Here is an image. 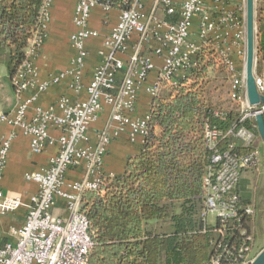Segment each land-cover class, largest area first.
Wrapping results in <instances>:
<instances>
[{
	"label": "built area",
	"instance_id": "2783aa9c",
	"mask_svg": "<svg viewBox=\"0 0 264 264\" xmlns=\"http://www.w3.org/2000/svg\"><path fill=\"white\" fill-rule=\"evenodd\" d=\"M50 5L51 0L43 1L38 31L25 51L26 58L21 66L28 72L32 70V58L39 53L46 37L45 26ZM124 5L126 8L118 11L116 23L108 29L104 39L108 53L94 69L85 89L84 100L68 103L66 99H61L60 114H55L52 109L38 110L27 118L28 105L35 98L32 95L20 100L8 119L29 137L32 152H41L53 142L57 145V152L48 168L27 175L29 180L37 184V190L30 202L25 204L26 213L22 225L12 231L14 241L0 246V264H87L93 242L88 220L79 210L81 194L85 190L99 188L104 156L112 138L125 136L128 141L136 142L147 134L149 113L139 114L137 111L142 89L156 95L161 81L175 85L180 73L191 68V58L201 45L213 42L220 46L230 42L228 35L232 29L234 31L244 27L245 31V0L244 4L237 5L232 0H124ZM97 6L107 14L112 11L108 0H78L73 10L75 31L70 35V42L75 55L71 62V73L73 85L77 89L81 87L85 43L97 35V31L89 24L91 11ZM158 10L162 16L157 14ZM240 17L242 24L239 23ZM238 36H241L239 31L236 38ZM123 54L127 55L125 60L121 58ZM154 57L162 61L158 70L159 77L147 86L149 73L156 69ZM118 73H121V79H117ZM64 76L65 72L58 73L51 79V83L60 81ZM242 77V86L237 85L236 93L231 95L240 105V122L252 117L254 112L247 110L249 105L245 103L246 97L241 100L239 96L242 88L245 91L243 71ZM34 83L32 78L25 76L18 83L14 82L17 97L20 98L27 87ZM256 84L262 90L258 78ZM47 85L40 84L39 90H45ZM104 104L111 107L109 119L97 134L95 145H88V128L98 119ZM50 127L60 131L57 138L50 136ZM252 127L255 128V125ZM231 131L227 134L247 144L252 141V131L243 125L235 133ZM204 136L205 146L212 151V156L203 177L201 217L205 223H210L208 216L211 215L214 222L210 224L214 225L236 218L241 175L258 168L260 153L257 148L244 154L234 153L231 147L220 151L216 147L219 133L207 126ZM12 138L11 134L0 145V180ZM79 165L84 167L82 177L67 182L68 169ZM57 197L66 199L67 214L53 218L52 208ZM22 205L19 197L4 194L0 184V214L12 212ZM244 213L252 215L253 205H246ZM206 231L207 227L204 226L201 232ZM217 232L221 235L222 229H217ZM247 240H251V237L248 236ZM218 247L226 245L220 240ZM249 247L245 243L239 245L237 257L230 264H250L254 256ZM208 264H220V257L213 258Z\"/></svg>",
	"mask_w": 264,
	"mask_h": 264
},
{
	"label": "trees",
	"instance_id": "16d2710c",
	"mask_svg": "<svg viewBox=\"0 0 264 264\" xmlns=\"http://www.w3.org/2000/svg\"><path fill=\"white\" fill-rule=\"evenodd\" d=\"M43 1L0 0V64L13 89L28 42L38 31ZM108 2L116 12L126 8L124 0ZM261 23L257 55L264 61V17ZM217 56L211 42L201 45L188 75L175 85L160 82L168 89L152 97L139 152L128 157L121 174L110 176L103 169L99 188L82 192L79 210L93 242L87 264H208L218 256L220 264H230L242 243L252 256L259 252L251 228L254 213H244L248 200L240 196L236 218L223 223L206 224L201 217L203 177L212 156L205 146L206 126L219 133L220 151L231 147L240 154L254 147L242 146L227 132L243 125L257 133L254 120L240 122V105L224 90L225 82L212 77L220 68ZM220 240L226 247H218Z\"/></svg>",
	"mask_w": 264,
	"mask_h": 264
},
{
	"label": "crops",
	"instance_id": "0c3cea01",
	"mask_svg": "<svg viewBox=\"0 0 264 264\" xmlns=\"http://www.w3.org/2000/svg\"><path fill=\"white\" fill-rule=\"evenodd\" d=\"M77 1L51 0V5L48 8V20L45 26L46 37L39 53L32 58V70L28 72L24 67L20 66L14 80L15 83H18L24 76L29 77L35 81L34 85L28 86L20 98H18L15 88L13 89L6 79V70L3 75L5 76L4 83L2 84L4 89L2 90L0 99L2 98L3 104H5L7 98L11 101L4 105L6 109L3 111L0 120V141L8 138L11 134L13 138L10 142L0 184L4 194L19 197L23 205L12 212L0 214V246L6 242L14 241L12 231L22 225L26 213L25 204L29 203L30 198L36 193L37 184L29 180L27 175L48 168L51 159L57 152L55 142L48 144L41 152H32L29 146V137L22 132L19 126L10 123L8 119L13 115L18 102L32 95L35 98L28 105L26 111L27 118L32 117L38 110L46 111L52 109L55 114H60L59 102L61 99H66L68 103L84 100L86 98L85 89L94 69L102 63L106 53H108L104 39L109 31L108 29L116 23L118 12L112 10L107 14L101 7L97 6L92 9L89 21L90 27L97 31V35L90 37L85 43L86 56L81 74V87L79 89L74 87V78L71 73L73 65L71 62L75 55V49L70 42V35L75 31L72 15ZM147 6H149V3ZM157 14L163 15L160 10L157 11ZM133 40H135V37H133ZM129 53H131V50ZM129 53L126 54L128 55ZM127 55L123 54L121 58L125 60ZM154 62L156 69L149 73L146 82L147 86L152 85L159 77L158 70L162 61L160 58L154 57ZM60 72H65V76L60 81L51 83V79ZM21 73L23 75L20 77ZM188 74V71H183L178 77L184 78ZM116 77L117 79H121V73H118ZM43 83H47L48 85L45 90L40 91L39 85ZM167 89L168 87L163 85L159 89V92H167ZM153 96L142 89L137 106L139 114L149 110ZM224 98H227L226 95ZM244 107L247 108V105H244ZM110 113L111 107L104 104L98 119L91 123L88 128V145H95L97 134L106 125ZM251 131L252 141L250 144L238 139L244 147L257 148L262 158V156L264 157L263 143L259 139L262 144L260 145L254 130ZM49 134L54 139L59 136L60 131L55 127H50ZM139 150L140 145L138 144V140L130 142L125 136L112 138L104 156V174L110 176L121 174L125 169L128 157L138 153ZM83 170V165L69 168L66 173L67 182L79 180L83 175ZM259 174L260 176L262 174L261 165L257 169L242 173L238 184L240 196L254 206L255 212L251 222V228L255 236L254 251H260L264 247V184H261V179H256ZM66 204L67 201L64 197H57L55 199V204L52 208L53 218L63 217L67 214ZM257 236H259L258 241L256 240Z\"/></svg>",
	"mask_w": 264,
	"mask_h": 264
},
{
	"label": "rangeland",
	"instance_id": "374dc122",
	"mask_svg": "<svg viewBox=\"0 0 264 264\" xmlns=\"http://www.w3.org/2000/svg\"><path fill=\"white\" fill-rule=\"evenodd\" d=\"M232 1L236 5L241 4V3L244 4V0H232ZM263 17H264V0H254L255 60H254V70L253 71H254L255 78H258L261 81L262 90H260V91L262 93H264V61H261L257 55V52H258L257 51V41H258L257 35L259 32V27L262 24L261 22H262ZM238 19H239V23L242 24V18L240 17ZM238 31H239V35H241V36L240 37L238 36V38H236V33H238ZM228 36H230L229 37L230 42H228L226 44H222V45L218 46V45L213 44V42H211L213 49L215 50V52L219 56V57L217 56L218 58L216 57V61L220 67L219 70L211 71V75H213L212 77L217 76V78L220 79L219 83L225 82L224 90L226 89V91L232 95V93L233 94L236 93L237 85H240V87H241L243 84L242 71H243V66H244V55H245V31H244V27H242V28L239 27V28H237V30H234V31L232 29L229 32ZM233 40H234V42H232ZM28 45H29V42H28ZM220 62L222 64H224L226 67L223 66ZM231 64H233V67H231ZM5 70L6 69H5L4 63H1L0 64V96H2V90L4 89L2 87V84L4 83L3 80H4L5 76H3V75L5 74ZM239 96L241 97V100H244L245 91L243 88L239 91ZM1 99H0V120H1L2 115H3L2 114L3 111L6 109L4 105L11 101L7 98V100L5 101V104H3ZM235 100L238 101L237 99H235ZM245 103H247V102H245ZM259 108H260V106H249L247 108V110L251 111V113H252V111H256ZM250 119L254 120V117L252 116V117H250ZM255 128H256V126H255ZM255 135L258 137V141H259L260 138H259L258 134L255 133ZM259 143H260V145H262L260 141H259ZM263 145H262V147L264 148ZM260 165L262 167V174H261V176H260V174H259V176L257 175L258 178H256V179H261V184L263 185L264 184V157L263 156H262V158L260 156ZM260 165H259V167H260ZM259 187H261V186H259ZM208 221L210 223L214 222L213 217L211 215L208 216ZM258 239H259V236H257L256 240L258 241Z\"/></svg>",
	"mask_w": 264,
	"mask_h": 264
},
{
	"label": "water",
	"instance_id": "95a60500",
	"mask_svg": "<svg viewBox=\"0 0 264 264\" xmlns=\"http://www.w3.org/2000/svg\"><path fill=\"white\" fill-rule=\"evenodd\" d=\"M255 60V28H254V0H245V61L244 83L245 97L249 106H260L252 113L256 131L264 144V93L256 84L254 75ZM250 264H264V247L254 256Z\"/></svg>",
	"mask_w": 264,
	"mask_h": 264
},
{
	"label": "bare ground",
	"instance_id": "6f19581e",
	"mask_svg": "<svg viewBox=\"0 0 264 264\" xmlns=\"http://www.w3.org/2000/svg\"><path fill=\"white\" fill-rule=\"evenodd\" d=\"M244 20H245V10H244ZM244 61H245V55H244ZM243 73H244V66H243Z\"/></svg>",
	"mask_w": 264,
	"mask_h": 264
}]
</instances>
